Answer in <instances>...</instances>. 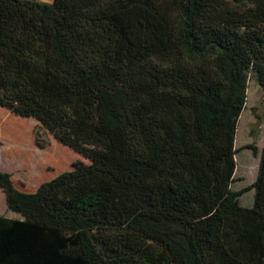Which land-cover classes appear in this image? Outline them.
I'll return each instance as SVG.
<instances>
[{"label":"trees","instance_id":"16d2710c","mask_svg":"<svg viewBox=\"0 0 264 264\" xmlns=\"http://www.w3.org/2000/svg\"><path fill=\"white\" fill-rule=\"evenodd\" d=\"M251 75L264 0H0V107L89 160L33 192L0 170V264H264V148L234 188Z\"/></svg>","mask_w":264,"mask_h":264},{"label":"rangeland","instance_id":"374dc122","mask_svg":"<svg viewBox=\"0 0 264 264\" xmlns=\"http://www.w3.org/2000/svg\"><path fill=\"white\" fill-rule=\"evenodd\" d=\"M39 140L40 143L44 142L43 146ZM236 145L241 150L237 155L238 181L234 188L241 189L256 179L264 148V87L253 75L249 80L247 106L239 119ZM251 145L255 149L249 147ZM76 161L89 160L55 139L37 119L20 117L0 107V170L12 174L17 188L33 192L41 183L72 169ZM253 202L254 190L241 197L244 206H252ZM0 214L20 217L7 208L2 190Z\"/></svg>","mask_w":264,"mask_h":264},{"label":"crops","instance_id":"0c3cea01","mask_svg":"<svg viewBox=\"0 0 264 264\" xmlns=\"http://www.w3.org/2000/svg\"><path fill=\"white\" fill-rule=\"evenodd\" d=\"M41 1H47V2H50V1H48V0H41ZM2 170V169H1ZM3 171H4V169H3ZM0 190H2L1 188H0ZM3 191V190H2ZM4 192V191H3ZM5 194V193H4Z\"/></svg>","mask_w":264,"mask_h":264}]
</instances>
